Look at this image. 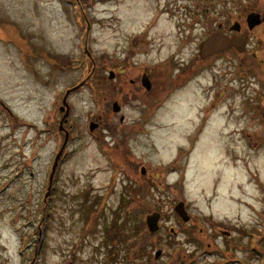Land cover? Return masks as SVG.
Listing matches in <instances>:
<instances>
[{
    "label": "rangeland",
    "instance_id": "rangeland-1",
    "mask_svg": "<svg viewBox=\"0 0 264 264\" xmlns=\"http://www.w3.org/2000/svg\"><path fill=\"white\" fill-rule=\"evenodd\" d=\"M151 4L0 0V264H262L264 73L251 78L245 56L193 71L197 51L173 48L172 25L147 30ZM145 31L159 46L134 55ZM173 54L191 59L185 71L165 65ZM123 69L185 86L148 107L144 89L120 90Z\"/></svg>",
    "mask_w": 264,
    "mask_h": 264
},
{
    "label": "flooded vegetation",
    "instance_id": "flooded-vegetation-1",
    "mask_svg": "<svg viewBox=\"0 0 264 264\" xmlns=\"http://www.w3.org/2000/svg\"><path fill=\"white\" fill-rule=\"evenodd\" d=\"M153 2V8L151 4L152 13L146 21L147 30L159 22H166L168 26L172 25L169 36L172 38L173 48L197 51L192 58L193 65H195L193 71L196 70L197 65H205L208 61H218L223 65L242 63L245 56L244 58L252 71L250 77L254 79L259 76L258 79L262 80L264 73V0H240V2L238 0H153ZM145 32L147 44L142 43L141 36H136L131 42L129 52L134 55L137 54L134 51L138 45L140 47L151 45L158 48L159 43H157L156 38L149 36L147 31ZM215 33L227 37L231 41L229 46L220 52L202 57L200 55L201 44ZM166 36L168 37V34ZM8 38L10 41V35ZM150 38L151 41H149ZM126 53L128 52L126 51ZM126 56L130 57L129 55ZM170 62L182 66L180 70L185 71L187 69L185 67L191 64V59H180L178 55L175 57L173 54L166 59L165 65H169ZM121 64L123 65V63ZM255 68L258 69V72ZM127 73L125 69L118 71L117 76L120 84L122 83L120 90L131 88L130 91L134 93L139 89H144L148 107L153 105L152 108H154L157 104L156 100L159 97L156 95L159 94L158 91H163L164 87L168 90L170 87L164 71L159 74L163 78L161 83L155 80L154 70L153 73L143 70L141 74L134 77L128 76ZM144 74L149 77L151 82L149 91L141 83V77ZM179 80L178 78L176 84L178 87H182V82ZM249 82L252 84V80ZM251 100L253 101L252 111H255L258 108L254 105L255 98L252 95ZM5 108L9 115L8 129L10 132V104L6 105ZM158 108L157 106L152 111L155 113Z\"/></svg>",
    "mask_w": 264,
    "mask_h": 264
},
{
    "label": "water",
    "instance_id": "water-1",
    "mask_svg": "<svg viewBox=\"0 0 264 264\" xmlns=\"http://www.w3.org/2000/svg\"><path fill=\"white\" fill-rule=\"evenodd\" d=\"M231 41L228 40V38H226L225 36H223L222 34H214L212 35L210 38H208L206 41H204L201 46H200V52L203 57H206L210 54H214L216 52H219L220 50L226 48L227 46H229V43ZM114 75L111 74L110 75V78H113ZM143 84L148 88L150 89V82L148 80V78L146 76L143 77ZM64 105L67 106L66 104V100L64 98ZM61 110H64L63 107L61 108ZM120 110V107L119 105L115 102L113 104V111L114 112H119ZM68 111H69V108L67 106V111L63 117V120L66 119V117L68 116ZM97 127V125H95L94 123H91L90 124V128L93 130ZM66 140H67V137H66ZM66 142V141H65ZM60 155H61V152L58 153V155L56 156L55 158V162H54V165H53V169H52V174H51V179L53 177V174L56 170V167H57V163H58V160L60 158ZM142 173L144 174L145 173V169L142 168ZM145 207L147 209H151L150 207V204L145 202ZM176 211L178 212V214L181 216V218L184 220V221H188L189 220V216L188 214L186 213L185 209H184V204L183 203H180L176 206ZM158 220H159V214L158 213H153L151 215H148L147 216V224H148V227L150 229L151 232H154L158 229ZM158 255H160V253H158Z\"/></svg>",
    "mask_w": 264,
    "mask_h": 264
},
{
    "label": "trees",
    "instance_id": "trees-1",
    "mask_svg": "<svg viewBox=\"0 0 264 264\" xmlns=\"http://www.w3.org/2000/svg\"><path fill=\"white\" fill-rule=\"evenodd\" d=\"M79 2H82L83 0H78ZM102 80H104V79H102ZM103 82H101V84H102Z\"/></svg>",
    "mask_w": 264,
    "mask_h": 264
}]
</instances>
